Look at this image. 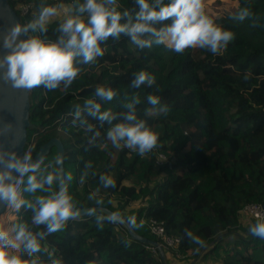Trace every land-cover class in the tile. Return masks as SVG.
Returning <instances> with one entry per match:
<instances>
[{
	"label": "trees",
	"instance_id": "trees-1",
	"mask_svg": "<svg viewBox=\"0 0 264 264\" xmlns=\"http://www.w3.org/2000/svg\"><path fill=\"white\" fill-rule=\"evenodd\" d=\"M236 1L235 8L215 21L234 33V39L220 55L199 48L176 53L163 45L140 49L128 37L109 38L101 45L104 56L92 65H80L82 71L67 92L61 85L52 91L38 87L29 94L26 146L31 142L32 156L42 143L58 136L61 128L65 132L60 137L65 149V174L73 175L67 183L77 207L95 205L88 195L96 192L104 199V207L125 216L135 215L137 223L143 224L135 231L157 241L146 221H162L165 232L179 238L176 248H164L168 264L170 257L189 261L198 256L193 264L205 259L217 264H264V240L253 237L249 226L240 219L243 205L258 202L264 207V0ZM8 2L21 23L26 24L38 12L41 0ZM45 3L72 4L73 0ZM26 4L28 8L23 13ZM118 4L120 11L135 7L134 0H118ZM244 7L251 10L252 18L242 22L231 19ZM57 25L54 19L41 38L55 40ZM140 70L152 74L155 83L131 88L134 74ZM245 74L249 79H244ZM97 85L111 87L117 93L112 101L97 100L101 111H127L122 107L125 96L139 97L138 118L159 134L152 152L141 157L129 149H115L105 141L109 125L100 127L83 110L84 101L93 96ZM149 94L168 106L167 115L151 113L146 100ZM246 99L254 107L246 106ZM77 104L82 107V119L100 133L94 142H89L92 133L80 127L79 121L72 124L70 113ZM158 151L166 156L161 163L156 162ZM55 156L52 147L38 176L50 170L49 159L54 162ZM88 161L93 168L80 183ZM101 174L112 176L116 187L102 188ZM26 180L24 177L23 187ZM40 194L46 193L36 195ZM22 196L27 201L34 200L27 192L22 191ZM136 199L145 201L144 205L129 207ZM12 214L15 217L11 224L24 223L33 232L44 230L43 225H32L31 209L22 206ZM185 229L204 241L206 251L201 253L204 247L194 244ZM223 233L226 234L209 245ZM41 243L49 250L54 248L63 264H163L151 245L132 238L122 225L105 222L101 230L95 218L87 215L69 221L65 230L47 236ZM37 255L47 264L46 253Z\"/></svg>",
	"mask_w": 264,
	"mask_h": 264
},
{
	"label": "clouds",
	"instance_id": "clouds-1",
	"mask_svg": "<svg viewBox=\"0 0 264 264\" xmlns=\"http://www.w3.org/2000/svg\"><path fill=\"white\" fill-rule=\"evenodd\" d=\"M134 5L132 10L120 11L118 0H73L72 4L54 5L41 0L33 19L26 24L11 23L0 33V49L3 50L0 53V81L13 89L26 91L38 87L52 91L63 85L67 92L82 71L80 65H92L98 57L104 56L105 49L101 45L109 38L128 37L140 49L163 45L176 53L199 48L213 55H220L234 39L232 31L218 26L206 13L204 0H167V3L165 0H134ZM252 17L251 10L244 7L231 19L242 22ZM54 19L58 21L56 39H42ZM244 79H249V75L245 74ZM154 83L152 74L140 70L134 74L129 86L139 88ZM116 95L111 87L97 85L93 96L84 101L83 110L95 118L100 127L109 125L104 138L113 148L129 149L143 157L157 147L159 134L149 128L145 120L138 118L136 106L141 103L138 96H125L122 107L127 111H101L97 100L109 102ZM146 100L152 114H168V106L162 104L158 96L149 94ZM70 114L73 125L79 121L80 127L92 133L89 142L100 136L94 125L82 119L81 105H75V111ZM10 131L11 125L6 124L0 127V136ZM104 147L107 148L108 144L104 143ZM53 161L49 164L51 170L38 176L43 157L34 161L31 151L18 154L14 145L9 148L0 146V206L17 212L22 206L29 208L33 213L32 225L44 226L43 231L33 232L24 223L9 226L0 223V264H45L37 255L41 252L47 254V264H63L56 250H49L41 241L65 230L69 221L80 217L81 208L69 193L67 182L72 180V173L61 172L62 157L59 155ZM92 168V162L88 161L80 183L85 182L88 170ZM24 177H27L26 185L21 190L19 185L24 183ZM99 182L104 189L116 187L115 179L109 175L101 174ZM22 191L32 194L34 200L23 199ZM88 199L94 200L95 205H104V199L96 192L89 193ZM84 211L87 216L95 218V224L101 230L105 222L126 224L132 230L143 227L142 223H137L135 215L125 216L119 210L108 212L103 207H88ZM184 232L194 244L204 247L202 239L188 229ZM248 232L264 240V215L256 214Z\"/></svg>",
	"mask_w": 264,
	"mask_h": 264
},
{
	"label": "water",
	"instance_id": "water-1",
	"mask_svg": "<svg viewBox=\"0 0 264 264\" xmlns=\"http://www.w3.org/2000/svg\"><path fill=\"white\" fill-rule=\"evenodd\" d=\"M19 22L21 23L20 17L10 5L8 0H0V33L9 26L11 23ZM22 24V23H21ZM2 49H0V53H2ZM30 91L22 90V89H13L9 84L0 81V127L10 124L11 131L5 134L4 136H0V146L5 148H9L11 146H15V151L20 154L24 151V147L27 141V128L30 125L29 121V108H30V99H29ZM55 148L56 155L62 157V166L61 172L65 174L64 168V154L65 149L63 143L58 136L51 137L42 143L35 155H33V160L35 161L39 157L45 158V156L50 152L51 148ZM88 207H97L100 209L103 207L106 211L111 212L112 210L108 207L92 205L81 208V216L86 215L84 209ZM6 207L0 206V220L2 215L6 212ZM129 235L137 239L141 242L147 243L156 248L158 256L163 264H168L165 251L163 246L155 239L147 238L135 230L129 229L128 226L122 225ZM226 233H223L217 236L209 245L213 244V242L217 241L219 238L223 237ZM208 246L204 247L201 253L206 251ZM198 257H194L187 264H193Z\"/></svg>",
	"mask_w": 264,
	"mask_h": 264
},
{
	"label": "rangeland",
	"instance_id": "rangeland-1",
	"mask_svg": "<svg viewBox=\"0 0 264 264\" xmlns=\"http://www.w3.org/2000/svg\"><path fill=\"white\" fill-rule=\"evenodd\" d=\"M230 1H232V0H204L205 11L208 15H210L214 19V21H217L225 13H227V11L230 12L233 9L232 3ZM59 4H61V3H59ZM63 4H66V3H63ZM57 135L59 137H63L65 135V132L62 131L61 128H59ZM50 162H52V159H49V164H50ZM49 164H48V167H49ZM50 170H51V168H50ZM138 178L141 179V177H138ZM125 183L128 184V183H130V181L126 180ZM144 202L145 201H143V200L136 199V200L131 202L129 207L138 208V207L144 205ZM13 212H14V210H9V208H7L6 212L1 217L0 223H4L5 226H9L11 224V221L15 217V215L12 214ZM240 219H242L241 220L242 223L247 225V226H249L251 223L255 222V219H253L249 215H246L243 213H241ZM238 233L241 235H244V236L245 235L248 236V233L243 232V231H238ZM177 256H179V254H177ZM185 259H183V261L182 260L180 261L176 258L170 257V264H187L188 262H190L192 260L191 259L188 261ZM197 261H198V259L195 262H197ZM199 264H217V263H216V261L205 259V260L201 261Z\"/></svg>",
	"mask_w": 264,
	"mask_h": 264
},
{
	"label": "built area",
	"instance_id": "built-area-1",
	"mask_svg": "<svg viewBox=\"0 0 264 264\" xmlns=\"http://www.w3.org/2000/svg\"><path fill=\"white\" fill-rule=\"evenodd\" d=\"M27 8H28V4L24 5L22 7V12L24 13L27 10ZM30 145H31V142H29L27 146L25 145L23 152L30 151ZM165 158H166L165 154H163L160 151L157 152V157H156L157 163H161ZM19 187L22 190L23 183L20 184ZM241 213L249 215L250 217L255 219L257 213L264 215V207L258 202H250V203L243 205V207L241 208ZM146 223H147L150 233H152L159 239L158 242L163 246V248H176L179 242L178 236L170 234V233H166L164 230V225L162 221H157L154 218H149L146 221ZM151 248L152 250L156 251L155 247L151 246Z\"/></svg>",
	"mask_w": 264,
	"mask_h": 264
},
{
	"label": "crops",
	"instance_id": "crops-1",
	"mask_svg": "<svg viewBox=\"0 0 264 264\" xmlns=\"http://www.w3.org/2000/svg\"><path fill=\"white\" fill-rule=\"evenodd\" d=\"M231 3H232V7L233 8H235L236 6H237V2H236V0H232V1H230ZM228 12V11H227ZM247 101H246V106H248V105H251V106H253L254 107V104H253V102L250 100V99H246Z\"/></svg>",
	"mask_w": 264,
	"mask_h": 264
}]
</instances>
